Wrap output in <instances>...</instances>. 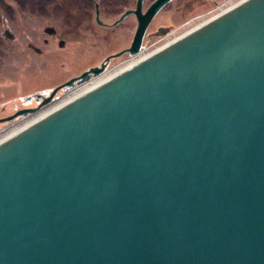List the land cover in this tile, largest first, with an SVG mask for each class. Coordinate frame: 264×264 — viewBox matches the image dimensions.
<instances>
[{
  "label": "water",
  "instance_id": "obj_1",
  "mask_svg": "<svg viewBox=\"0 0 264 264\" xmlns=\"http://www.w3.org/2000/svg\"><path fill=\"white\" fill-rule=\"evenodd\" d=\"M172 1L122 16L138 21L125 52ZM0 264H264V0L1 144Z\"/></svg>",
  "mask_w": 264,
  "mask_h": 264
},
{
  "label": "flooded vegetation",
  "instance_id": "obj_2",
  "mask_svg": "<svg viewBox=\"0 0 264 264\" xmlns=\"http://www.w3.org/2000/svg\"><path fill=\"white\" fill-rule=\"evenodd\" d=\"M74 2L75 1L72 0V3ZM137 2L138 0H130L129 5L125 7L117 17L110 19L105 13L99 10V4H96L94 0H86L84 6H69L70 11L72 10V12H70V15L67 16L69 17L67 26H64V28L69 30L73 36L69 42H67V40L64 39L63 36H61L62 34L58 32L54 23L56 19H59L56 16L57 12L61 9L65 10L64 7L61 8L59 6H55L46 8L45 14H37L30 10H21L15 5L0 8V93L5 95L6 98H9L10 94L13 93L10 85H14L18 80V77L15 74H21V70L24 68L25 63L27 61H30V59L36 55L42 56V58L57 59L61 50L68 49L69 52H72L76 48L78 51L77 60L82 64V66L77 67L74 72H71L70 70V73L68 72V74L61 77L54 84H50L48 86V89H44L46 91H40V93L32 92L28 94L25 92V96L23 95L24 99L22 100L19 97L16 102H12V105L9 107V109L3 105L0 108V127H5L13 123H16L15 125H19L20 123L25 122V120L34 117L40 112L61 103L70 94L82 89L89 84H92L105 74L111 72L110 70L113 71L117 67L123 66L124 63L131 61L133 57L128 51H125L132 46L138 28V21L134 14H130L123 20L120 19L127 11L135 10L137 7ZM153 2L154 0H144V13L152 5ZM14 8L21 12L20 17L23 19L25 18V14H29L32 16H36L38 19L48 22H40V26L35 27L37 37L39 39L36 38L31 42L20 40V42L16 44L15 41H17V36L11 33L12 31L11 29H9L10 27L8 28L6 26V22L8 21L7 18H9L10 21L13 20ZM2 13L4 15H2ZM64 16L65 15L61 16V18ZM98 18L102 23H99ZM129 21L132 22L131 25H128ZM88 24H92L95 26V32H92V30L87 33L84 30L85 26H89ZM152 24L153 22L150 24L146 31L142 48H144V45L149 40V38L155 35V32H152ZM19 26L24 27L27 25H22L21 23H19ZM160 29L164 28H158L156 33L159 32ZM107 40H116L117 42L121 41L120 43L118 42L121 46L105 54L104 45L107 43ZM55 44L59 48L58 53H55L53 50L51 53L46 51V49L50 47V45ZM87 51H92L94 58L88 62L80 61L79 53ZM27 52H29V54ZM120 53L123 54L119 57H114L107 61L108 58ZM103 66L105 67V71L98 77L92 74L89 82L81 83L80 80L75 81V79L80 78L84 73L90 72L93 69H101ZM71 80H74L72 88H70L69 90L67 88H63L59 90L54 95V97H51L55 89ZM4 102H9L11 104L10 99L9 101ZM24 110L36 111L26 116H16L18 113ZM11 117L14 118L10 119ZM8 129L9 128H4L0 130V137Z\"/></svg>",
  "mask_w": 264,
  "mask_h": 264
},
{
  "label": "rangeland",
  "instance_id": "obj_3",
  "mask_svg": "<svg viewBox=\"0 0 264 264\" xmlns=\"http://www.w3.org/2000/svg\"><path fill=\"white\" fill-rule=\"evenodd\" d=\"M242 1L243 0H174L169 6L161 10V12L153 20L152 24V32H156L158 28H167L168 31L160 36L150 37L144 45L143 54L155 51L157 48L165 45L168 40H173L175 36L183 35L200 23L213 18L221 12L220 9H227V7H229L232 3L238 4ZM71 5L75 6L76 4L71 3L68 5H63L61 3L60 7H64L65 10H59L56 14L59 19L54 21L56 29L60 34H62L61 36H63L67 42H69L73 37L71 32L64 28V26H67L69 21V17L67 16L70 15V12H72V10L70 11L69 9V6ZM20 13L21 12L14 8L13 20L10 21V19L7 18L9 22H6V26L8 28L10 27L9 29L12 31L10 32L17 36V41H15L16 44L20 42V40H25L27 42L34 41L36 38H38L35 27L40 26V22H48L29 14H25V18L23 19L20 17ZM2 15L4 14L2 13ZM63 15L65 16L61 18ZM19 23L22 25L26 24L27 26L20 27ZM131 24L132 22L129 21L128 25ZM88 25V27L85 26L84 30L87 33L92 30V32H95V26L92 24ZM118 42L120 43L121 41ZM118 42L116 40H107V43L104 45L105 54L120 47L121 45H119ZM52 50L55 53H58L59 48L55 44L50 45V47L46 49V51L50 53ZM27 53L29 54V52ZM77 53L78 51L75 48L72 52H69L68 49L61 50L57 59L42 58V56L38 55L34 56L35 58H31L30 61L25 63L24 68L21 70V74H15L18 77V80L14 85H10L13 90V93L10 94L11 98H6L5 95L0 93V108L4 105L9 109V107L12 105V102H16L19 97L22 100L24 99L23 95L25 92L28 94L32 92L40 93V91H46L44 89H48L50 84H54L61 77L68 74V72L70 73V70L71 72H74L77 67L82 66V64L77 60ZM93 58L92 51L79 53V60L82 62L91 61ZM9 99L11 104L9 102H4L9 101ZM27 120H25V122ZM15 124L16 123H13L5 127L1 126L0 130L9 128L4 134H10L9 132L11 130L24 124V122L20 123L19 125Z\"/></svg>",
  "mask_w": 264,
  "mask_h": 264
},
{
  "label": "bare ground",
  "instance_id": "obj_4",
  "mask_svg": "<svg viewBox=\"0 0 264 264\" xmlns=\"http://www.w3.org/2000/svg\"><path fill=\"white\" fill-rule=\"evenodd\" d=\"M243 1H245V0H243ZM242 2H240V3H242ZM238 4L232 3L229 7H227V9H223V8L220 9L221 12L218 15L227 12L228 10H230V9L234 8L235 6H237ZM218 15L214 16L213 18L217 17ZM213 18H211V19H213ZM211 19L206 20L203 23H200L199 25H197L194 28L190 29L189 31H187L183 35L175 36V38L173 40H168L165 45L157 48L155 51H152L150 53H146V54L139 55V56L133 58L131 61L125 63L123 66H119L116 69H114L113 71L105 74L104 76H102L101 78H99L98 80H96L95 82H93L92 84H89V85L83 87L82 89L75 91L74 93L70 94L65 100H63L61 103L53 106L50 109H47L45 111L40 112L36 116H34V117L30 118L29 120H27L26 122H24V124H22V125H20V126H18L16 128H14L13 130H11L9 132L10 134H4V135H2L0 137V145L3 144L5 141L11 139L12 137L16 136L17 134L21 133L22 131H24L28 127L32 126L33 124L37 123L38 121H40L44 117H46V116L50 115L51 113L57 111L58 109H60L63 106L67 105L68 103H71L72 101L78 99L82 95H84V94H86V93L94 90L95 88H97L98 86L102 85L103 83H105L109 79L113 78L114 76H116L117 74H119L123 70L127 69L128 67H131L133 65L138 64L141 61H144L149 56L153 55V53H157L158 51H160V49L171 45L172 43L180 40L182 37H185L188 34L192 33L193 31L201 28L203 25H205Z\"/></svg>",
  "mask_w": 264,
  "mask_h": 264
},
{
  "label": "trees",
  "instance_id": "obj_5",
  "mask_svg": "<svg viewBox=\"0 0 264 264\" xmlns=\"http://www.w3.org/2000/svg\"><path fill=\"white\" fill-rule=\"evenodd\" d=\"M77 6H84L86 0H74ZM89 1V0H88ZM99 4V10L107 15V17H117L125 7L129 5L130 0H94ZM68 5L72 0H0V8L15 5L21 10H30L34 13H46V8L59 6L60 4Z\"/></svg>",
  "mask_w": 264,
  "mask_h": 264
}]
</instances>
